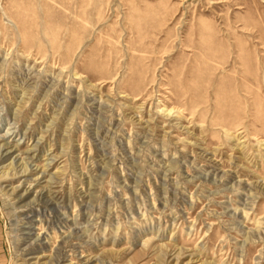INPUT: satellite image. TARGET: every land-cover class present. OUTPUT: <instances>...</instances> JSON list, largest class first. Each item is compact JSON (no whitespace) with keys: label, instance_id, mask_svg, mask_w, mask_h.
<instances>
[{"label":"rangeland","instance_id":"1","mask_svg":"<svg viewBox=\"0 0 264 264\" xmlns=\"http://www.w3.org/2000/svg\"><path fill=\"white\" fill-rule=\"evenodd\" d=\"M3 137L0 264H264V0H0Z\"/></svg>","mask_w":264,"mask_h":264},{"label":"bare ground","instance_id":"2","mask_svg":"<svg viewBox=\"0 0 264 264\" xmlns=\"http://www.w3.org/2000/svg\"><path fill=\"white\" fill-rule=\"evenodd\" d=\"M0 140H3V142H1L0 144L4 143L5 141L4 137ZM4 144V146L0 145V162H4V160L10 158V154L12 153V151L8 148L9 144L7 142Z\"/></svg>","mask_w":264,"mask_h":264}]
</instances>
